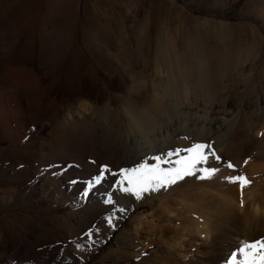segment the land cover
<instances>
[{"label":"rangeland","instance_id":"rangeland-1","mask_svg":"<svg viewBox=\"0 0 264 264\" xmlns=\"http://www.w3.org/2000/svg\"><path fill=\"white\" fill-rule=\"evenodd\" d=\"M12 2L13 15L2 25L13 30L11 35L15 38L14 34L26 22L21 16L22 9L29 4H23V0ZM31 12L28 17L32 18L30 58L20 65L22 67L13 65L18 69H11L20 80L29 81L32 92L45 97L47 104L60 105L67 113L72 109L82 113L87 105L96 101L99 108H103L106 98H110L122 119L129 110L137 112L139 108L131 106V98L145 91L143 106L153 107L152 111L157 114L162 109L160 101L155 104L157 98L165 103L179 102L184 107L207 106L208 115L189 120L191 133L181 136V143L170 151L204 143L211 145L220 160L213 158L207 164L205 169H216L215 173L208 175V179L205 176L203 183L191 185L188 194L185 189L168 191L164 188L141 192L138 197L121 191L116 184L121 169L133 168L142 162H136L133 151L124 147L110 154H99L101 162L95 171L87 167L80 151H76L78 143L73 148L65 146L66 139L53 143L52 130L36 135L33 122L32 133L29 132L31 126L28 127L30 123L23 108L17 111L19 130L13 135L6 109L5 120L0 119V228L5 227L11 233L13 242L26 240L32 233L27 239L29 251L51 250L50 257H53L67 243H47V238L64 233L66 224L75 225L76 216L97 208L110 213L115 203H129L131 210L113 232L106 231L110 234L85 264H118V259L122 264H176L174 243L182 232L179 225L192 227L183 214L184 208L188 200L192 202L198 191H202L199 187L209 193L210 189L217 191L232 184L234 193L238 194L236 199L240 200L248 186L264 185V0H32ZM57 14L65 15L64 23L53 20ZM4 16L8 14L4 12ZM48 20H52L55 29L65 26L66 42L62 50L44 43ZM13 38L11 41V38H0V50L11 48ZM92 43L99 47L104 45L100 63L92 58L91 54L96 58L100 54L99 47L97 53L91 51ZM107 45L111 47L109 52ZM168 52L173 54V59ZM11 58L13 56H6L0 70V92L4 98L8 96L6 89L17 91L7 82ZM111 63L115 68H110ZM81 89L88 98L79 97L77 93ZM9 99V106L15 107L17 98L13 95ZM81 104L86 106L81 107ZM226 114L232 118L223 125L220 119ZM98 117L104 119L103 114ZM25 138L27 142L22 145L16 140ZM45 140L50 141L51 146ZM12 144L15 152L30 157V184L10 179L15 172L14 161L10 156L3 157ZM186 155L187 152L180 153V156ZM65 157L79 163L81 169L61 167L60 161ZM179 158L173 156L171 161ZM229 163L234 167L229 168ZM255 164L257 167L253 166ZM252 167H259L258 173L248 178V173L255 171ZM102 171L106 178L100 184H91ZM240 172L249 180L242 190L244 194L239 184L228 181ZM67 174H75V178L65 181V190H55L50 177L65 180ZM69 186L76 192L78 201L71 198ZM123 186L128 187L127 183ZM5 190L9 191L3 192ZM247 193L249 198V191ZM109 194L114 201L112 204L106 203ZM209 204L217 205L211 200ZM140 219L146 222L138 226ZM75 227L71 239L89 241L85 230L79 225ZM150 237L161 240L158 245L152 243L144 250ZM119 249L121 255L116 253ZM17 256L18 264H32V259L23 260L29 257V252Z\"/></svg>","mask_w":264,"mask_h":264},{"label":"bare ground","instance_id":"bare-ground-1","mask_svg":"<svg viewBox=\"0 0 264 264\" xmlns=\"http://www.w3.org/2000/svg\"><path fill=\"white\" fill-rule=\"evenodd\" d=\"M9 1H11L9 4H5L4 1H0V38H4L6 40L11 38V41L13 38L11 35L13 30L6 29V25H2L3 21L10 20L13 15L12 1L15 0ZM24 3L25 5H27V3L30 5H28V8L23 7L21 12V16L26 19L25 25L21 26V29L19 28L17 34H14L16 35L15 38H13L15 41H12L13 44L11 45V48L7 49L5 47V51L0 50V70L2 62L6 56H13V58H11L10 64L7 67V82L12 83L17 91L6 89L5 93L8 96L5 98L0 92V119L5 120L4 113L7 109V112H9V114H7L9 115L10 122L12 124L10 125L11 133L13 135L17 130H19V122H17L16 119L19 117L17 111L23 108L27 121L30 123L28 127L31 126V128L29 127V132L32 133L33 122L35 124L34 130L36 135L46 132L49 129L52 130L53 143L56 140L64 142L66 139L65 146H70L71 148H73V146L78 143V147H75L77 149L76 151H80L82 154V159L86 161L87 167L96 171L101 162L99 161V154L103 152H114L115 150L122 148L124 149V147L133 151L136 162L148 161L149 163H154V161L150 160L149 158L163 155L164 153L170 151V149L175 144L177 145V143H181L179 141L181 136H189L188 134L192 131L189 120L192 118L202 119V116L205 117V115H208L209 110H206L207 106L205 108H201L199 106L196 108L190 106L184 107L179 105V102L165 103L163 99L160 98L155 100V104L160 101L161 103L159 106H162V109L159 110L158 114L154 113L152 111L153 107H148L146 105L143 106L146 95L145 91H142L131 98V106L139 108H135L137 109V112L129 110L127 114L122 117V119L121 115L119 114L120 112L112 106V101L110 98H106L105 102L103 103V108H99L100 104L97 103L98 101L92 103L89 106H86V104H81V107L86 106L84 108L86 112L83 110L82 113H77L79 111L75 112L73 109L67 113L63 108H61L60 105L56 106L55 104H47L45 97L38 95L36 92H32L29 81L23 82L22 79L20 80V77H18L17 74L12 73L13 69H11L15 65H19L18 68L22 67L20 65H24L26 63L27 59L30 58V52H32V18H28L32 14V0H23V4ZM4 12L5 14H8L6 18L4 16ZM63 15L57 14L56 17H53V20H57L58 23H64L66 18H64L65 15ZM16 24H14V26ZM46 26L48 31L44 43L52 46L54 45L56 49L62 50L66 42L64 24L62 25L61 29H55L52 20H48ZM98 47L99 44L97 45L96 43H92L90 48L91 51L94 52ZM103 47H99L98 50L100 51V54L96 55L97 58L94 54H91L95 62H99L100 57L104 55L103 53L105 49ZM110 48L111 47L107 45V52L110 51ZM168 53L167 55H172L170 57L173 59V54ZM105 57L108 58L107 56ZM113 65L114 64L111 63L110 68ZM92 71L93 72L91 73L94 75L95 71ZM106 74L108 75V73ZM171 75L172 74L170 73V76L167 77L168 83H170L169 80ZM189 82L190 81L188 80L187 83ZM187 86L190 87V83ZM1 90L2 89H0V91ZM84 92L85 91L81 89L77 94H79L80 98H85L82 96H86V98H88L87 95H84ZM155 93L159 94L157 92ZM13 95L17 98L18 102L16 103L15 107L11 108L9 106V98ZM215 102L216 100L214 101V104ZM200 113L203 114L201 115ZM98 114H103L104 119L98 117ZM164 116H166V118H163ZM231 118L232 117L230 114H226L222 119H220V121L223 125L228 124ZM202 128L203 127H201V129ZM145 131L146 133H143ZM16 140L19 144L21 143V145L27 142V138L21 141L18 139ZM45 141L47 142V140ZM48 142L51 146V142ZM13 145L14 144L8 148L7 154L3 157L5 159L7 156H10L14 161L13 169L15 172L11 174L12 177L10 179L15 183L22 182L24 184H30L32 181L31 173L28 168V165L31 161L30 157L26 156L25 154H19L20 152H15L13 150ZM58 147L60 146H57V148ZM205 151L207 152L209 150L206 149ZM212 160L214 159L209 156L206 163L197 165L193 175L185 176L183 179L178 180L175 184L166 186L164 188H167L168 191L186 190L185 192H187V189L191 187V185H199V182L203 183L202 180L205 178V176L207 178L208 175L202 171V169H205L207 164ZM60 165L61 167H67L70 169H81V165L79 163L74 162L68 157L62 158ZM253 166H256V164ZM253 168L254 167H252V169ZM258 168H254L255 171H251L249 173L246 172L245 174L248 173L249 178L250 175H255L258 173ZM242 171L244 172L246 170H241V172ZM233 173L235 174V172ZM74 175L75 174H67L65 180L61 179L60 177H56L55 179L50 177L51 182L53 183V188L55 190L58 188L65 190V181L74 179ZM204 181L208 180L205 179ZM238 186L236 185V187ZM248 187L244 189L245 192L243 191L245 194L240 189L244 194V198L242 199V197H240V200H237L238 194L234 193V186L232 184L227 185L217 191H215L214 188L210 189L207 191L209 193H204L205 190L199 187V189L204 192L198 191L197 196L195 195L193 201L190 202V200H188V202H186V209L184 208L183 214L186 216L189 222H191L192 227L185 226L182 223L179 225V227L182 229V232L180 231L181 233L174 243L177 251V258L175 257L176 264H225V261L229 258V254L231 252L237 251L238 248L243 244L263 238L264 185L258 186L259 188L256 186V188H253V185ZM164 188H160V190H163ZM68 190L71 198L78 201L79 197L76 196V192L73 191V188L69 186ZM236 190H238V188ZM8 191L9 190H5L3 192ZM247 191H249V198L247 197ZM188 193L189 192L186 194ZM242 193L240 194L241 196ZM235 194L237 195L236 197ZM207 195H210V198H208L209 196L207 197ZM186 197L188 198L189 195H186ZM6 198L8 199L9 197ZM208 200L216 202V207L211 206ZM131 207L132 206L129 203H115V208L111 210L110 213L105 212L104 208H97V210L94 211L85 210L83 214H80V217H75V225H70V223L68 225L66 224L64 233L62 231L60 235L53 234L51 237L47 238V243L49 242L57 245L60 242L67 243L65 247L54 253L53 257H50L51 250H47L45 252L29 251L30 243L27 239L31 237L32 233L29 234V237L26 240L21 242H13L11 233L7 231L5 227H2L0 228V259L2 264H18V253L21 255L25 252H29V257L24 258L23 260L32 259V264H85L87 260H89V258L95 254V251L103 244L104 238H106L105 236L107 235L108 237V235L120 225L122 218L127 215V213L131 210ZM120 209H123V211H120ZM108 217L112 218L111 224L108 222ZM68 220L75 222L74 220ZM142 222L146 221L140 219L138 221V226H141ZM76 225H79L82 230H85L87 236L90 238L89 241L71 239L73 233L75 232ZM108 229L110 233H106ZM36 231H39L37 226ZM151 238L152 237H150L149 243L146 245L144 250L149 249L152 246V243L158 245L159 241L161 240H152L153 238ZM116 253L121 255V249L117 250ZM139 256L140 255L137 257ZM237 259H242V257L238 254ZM117 262L118 264H122L120 259H118ZM131 262L132 260L130 263Z\"/></svg>","mask_w":264,"mask_h":264},{"label":"snow or ice","instance_id":"snow-or-ice-1","mask_svg":"<svg viewBox=\"0 0 264 264\" xmlns=\"http://www.w3.org/2000/svg\"><path fill=\"white\" fill-rule=\"evenodd\" d=\"M206 149L209 151L206 152ZM181 152H187L188 155L180 156ZM173 156H178L180 158L173 162L171 161V157ZM209 156L217 161L220 160V157L217 156L214 151H211V145L209 144L197 143L185 149L176 148L161 156L149 158L154 161V163L143 161L137 163L133 168L121 169L116 184L120 186L121 191L132 192L139 197L141 192L159 190L160 188L175 184L185 176L193 175L197 165L206 163ZM170 163L174 166H161ZM245 163H247V160ZM227 166L229 168L234 167L230 163ZM104 171L110 170L105 169ZM202 171L207 175H212L215 173L216 169H202ZM113 175L117 174L113 173ZM105 178L102 171L100 175L94 178L91 184H100ZM228 179L233 183H238L241 190L249 183V180L243 175L232 176ZM125 183H127L128 187L123 186ZM106 203H114L111 194L108 195ZM120 211H123V209H120ZM107 219L109 224H111L112 218L108 217ZM238 254L242 259H237ZM225 264H264V239L243 244L237 251H233L229 254V258L225 261Z\"/></svg>","mask_w":264,"mask_h":264}]
</instances>
